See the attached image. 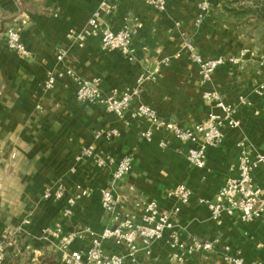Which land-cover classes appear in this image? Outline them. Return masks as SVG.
I'll list each match as a JSON object with an SVG mask.
<instances>
[{
    "label": "crops",
    "instance_id": "crops-1",
    "mask_svg": "<svg viewBox=\"0 0 264 264\" xmlns=\"http://www.w3.org/2000/svg\"><path fill=\"white\" fill-rule=\"evenodd\" d=\"M101 0H0V27L21 23V39L29 51L21 56L4 45L0 33V240L12 239L1 264H60L59 255L43 238L47 227L61 225L65 230L90 228L98 233L113 225V214L103 211L100 189L110 185L112 167H97L91 158L76 161L78 151L93 145L95 152L120 158L130 154V171L117 181V210L129 209L135 199L157 201L161 211L180 209L172 214L181 238L216 239L239 251L247 264H264V217L243 222L238 215H224L217 224L209 210L196 202L197 197L212 199L227 179L236 176L237 142L245 140L253 154H264V99L252 92L264 77L258 56L264 52V23L256 34H241L236 27L222 25L216 14L194 25L196 0H166L163 12L147 0H118L117 9L107 18L112 29H119L123 17H136L142 27L132 38L137 53L129 60L118 50H103L98 37H89L78 47L66 37L69 29L87 23ZM211 0L214 11L222 2ZM251 4L239 0L233 5ZM179 25L176 26L175 23ZM184 41H190L205 58L238 56L237 64L226 61L213 72L210 81L201 83L198 66L182 53L175 56ZM65 49L64 63L56 61L58 49ZM162 64L155 80H144L141 90L122 117L108 112L96 102H81L75 97L74 82L64 77L46 89L47 70L70 66L83 78H99L104 93L134 86L141 74ZM205 89L218 91L224 101L237 107L239 126H222L223 139L205 149V165L197 168L185 157L186 145L165 131L154 130L145 118L134 117L138 103H144L162 119L192 128L205 119L213 104L202 98ZM245 95L250 105L241 104ZM152 129L153 140L146 142L140 133ZM117 129L112 140L96 139L100 130ZM168 142L166 147L159 140ZM255 184L264 186V167L252 173ZM63 181V199L44 198L46 188L54 189ZM184 184L192 191L187 204H180L167 193ZM87 187V195L63 212L67 198L76 187ZM27 218L28 224H22ZM17 227L22 230L15 232ZM10 230V231H8ZM90 236L77 240L70 249H86ZM106 253H126V248L111 240L103 242ZM215 254L196 253L184 264H228ZM136 259L150 264H172L169 248L154 241L151 255L142 252Z\"/></svg>",
    "mask_w": 264,
    "mask_h": 264
},
{
    "label": "built area",
    "instance_id": "built-area-1",
    "mask_svg": "<svg viewBox=\"0 0 264 264\" xmlns=\"http://www.w3.org/2000/svg\"><path fill=\"white\" fill-rule=\"evenodd\" d=\"M118 0H101L97 8L92 12L84 27L69 29L66 37L71 39L78 47H83L89 37H98L103 50H118L127 56L129 60H136L137 53L132 46V38L142 27V22L134 17H123L119 29H112L107 18L117 9ZM148 5L155 10L163 12L166 9V0H147ZM211 0H196V16L194 25H199L211 15ZM179 25L178 22L175 23ZM4 45L21 56H28L29 51L21 39V23H15L4 31ZM242 49L238 56L225 59L223 57L205 58L196 51L190 41H184L175 56L186 53L187 57L198 66L201 83L210 81L217 67L226 61L237 64L247 53ZM67 57L65 49H58L56 61L64 63ZM169 57H164L156 65L151 73L141 74L134 86L118 90L111 89L104 93L99 78L86 79L78 75L70 66H63L57 70H47L44 86L52 89L56 82L64 77L70 78L75 86V97L81 102H96L102 105L108 112L122 117L130 106L132 100L137 97L144 80H155L162 64H167ZM258 63L264 69V52L258 56ZM252 92L264 99V77L258 81ZM202 98L213 104V110L209 111L203 121L192 128H184L177 123L159 117L156 110L144 103H138L134 117L145 118L154 130L165 131L172 135L176 142L186 145L185 157L187 161L197 168L205 165V149L208 146L219 144L223 139L222 126L236 128L239 121L236 118L237 107L224 101L221 94L213 89H205ZM241 104L250 105V100L245 95H239ZM119 134L117 129L100 130L94 134L96 139L110 141ZM146 142L153 140L152 129H146L140 133ZM166 140H159L160 147H166ZM238 161L236 176L227 181L218 189L212 199L197 197L196 202L204 205L210 212V217L217 223H221L224 215H238L243 222H251L264 217V186L254 183L252 173L259 166L264 167V154H253L250 145L245 140L237 142ZM91 158L97 167H112L110 185L100 189V205L103 211L113 214V225L105 226L96 233L90 228L65 230L61 225L47 227L43 230V238L48 240L59 255L60 264H150L136 259V254L142 252L145 256L151 255V245L154 241H162L169 248V261L172 264H184L196 253L215 254L222 252L221 258L228 264H247L239 251H233L229 245H220L219 242L200 238H181L176 228L172 214L179 211L175 206L172 211H161L154 199L139 198L132 202L129 209L117 210L118 197L115 186L117 181L124 177L131 169L133 157L130 154L116 158L110 155L97 154L93 145L82 147L75 155L76 161ZM87 187L78 185L74 195L67 198L68 207L64 210L65 217L71 215L70 207L76 201L87 195ZM65 185L59 181L54 189L46 188L44 198L55 200L63 199ZM167 195L187 204L192 198V191L184 184L173 187ZM25 218L22 224H28ZM17 227L14 231H21ZM10 231V230H8ZM86 235L90 236V245L86 249L72 250L71 244L82 240ZM113 241L116 245L126 248V253H106L103 242ZM13 240H0V264L5 252L13 245ZM261 264V263H256Z\"/></svg>",
    "mask_w": 264,
    "mask_h": 264
},
{
    "label": "trees",
    "instance_id": "trees-1",
    "mask_svg": "<svg viewBox=\"0 0 264 264\" xmlns=\"http://www.w3.org/2000/svg\"><path fill=\"white\" fill-rule=\"evenodd\" d=\"M238 1L222 2L217 8V19L222 25L236 27L241 34L258 33L264 23V0H251V4L234 6Z\"/></svg>",
    "mask_w": 264,
    "mask_h": 264
},
{
    "label": "water",
    "instance_id": "water-1",
    "mask_svg": "<svg viewBox=\"0 0 264 264\" xmlns=\"http://www.w3.org/2000/svg\"><path fill=\"white\" fill-rule=\"evenodd\" d=\"M3 29H4V25H3V23H2V24H1V27H0V32H2Z\"/></svg>",
    "mask_w": 264,
    "mask_h": 264
},
{
    "label": "rangeland",
    "instance_id": "rangeland-1",
    "mask_svg": "<svg viewBox=\"0 0 264 264\" xmlns=\"http://www.w3.org/2000/svg\"><path fill=\"white\" fill-rule=\"evenodd\" d=\"M212 10H213V12H214L215 14L217 13V9H216V11H214L213 6H212ZM216 16H217V14H216ZM2 32H4V29H3ZM0 33H1V32H0Z\"/></svg>",
    "mask_w": 264,
    "mask_h": 264
}]
</instances>
